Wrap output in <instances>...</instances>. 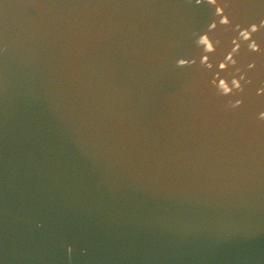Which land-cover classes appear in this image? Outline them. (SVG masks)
Segmentation results:
<instances>
[{"label":"water","instance_id":"1","mask_svg":"<svg viewBox=\"0 0 264 264\" xmlns=\"http://www.w3.org/2000/svg\"><path fill=\"white\" fill-rule=\"evenodd\" d=\"M0 264H264V0H0Z\"/></svg>","mask_w":264,"mask_h":264}]
</instances>
